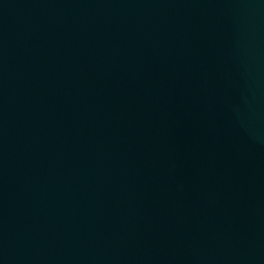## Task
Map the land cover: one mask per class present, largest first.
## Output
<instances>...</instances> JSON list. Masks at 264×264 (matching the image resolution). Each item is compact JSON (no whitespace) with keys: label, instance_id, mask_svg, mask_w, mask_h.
Masks as SVG:
<instances>
[{"label":"water","instance_id":"obj_1","mask_svg":"<svg viewBox=\"0 0 264 264\" xmlns=\"http://www.w3.org/2000/svg\"><path fill=\"white\" fill-rule=\"evenodd\" d=\"M0 264H264V0H0Z\"/></svg>","mask_w":264,"mask_h":264}]
</instances>
